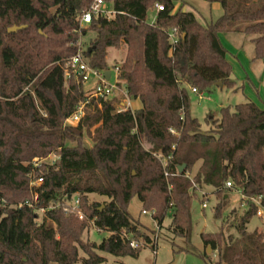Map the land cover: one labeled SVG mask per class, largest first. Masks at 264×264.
Masks as SVG:
<instances>
[{
  "label": "trees",
  "instance_id": "obj_1",
  "mask_svg": "<svg viewBox=\"0 0 264 264\" xmlns=\"http://www.w3.org/2000/svg\"><path fill=\"white\" fill-rule=\"evenodd\" d=\"M202 1L224 12L208 26L176 11L174 0H107L114 18L94 17L81 29L79 17L94 0H0V264H103L100 252L138 258L147 246L157 253L158 236L131 218L134 198L143 212H154L159 231L171 215L173 240L191 246L193 196L208 188L220 200L216 218L233 191L247 211L235 225L239 237L202 234L205 250L195 255L207 264H264V233L247 230L259 211L254 200L264 208V109L254 103L223 108L203 132L190 99L192 89L204 94L218 83L237 90L222 34L250 37L253 60L264 62V0L252 7L251 0ZM13 27L24 28L9 33ZM88 30L96 38L84 55L97 71H111L110 49L127 48L119 79L141 108L117 113L118 97L91 100L78 126H70L92 88L76 75L66 80L65 65ZM51 155L55 163H40ZM91 227L111 237L100 245L85 242ZM187 246L173 250L191 254Z\"/></svg>",
  "mask_w": 264,
  "mask_h": 264
},
{
  "label": "rangeland",
  "instance_id": "obj_2",
  "mask_svg": "<svg viewBox=\"0 0 264 264\" xmlns=\"http://www.w3.org/2000/svg\"><path fill=\"white\" fill-rule=\"evenodd\" d=\"M176 11L180 8H185L184 12L193 13L198 21L203 26L217 21L223 15V9L220 4H210L202 0H174ZM263 0H251L250 6H258ZM184 10V9H183ZM149 23L153 22L154 12H149ZM87 35L82 37L79 43V49L82 51L87 50L91 42L95 40L96 34L87 31ZM221 41L224 47L228 51L227 60L233 67L232 80L236 83V89L233 90L228 87L214 86L209 92L204 94L191 93V114L194 118L198 119L202 126V131L207 132L211 126L207 120L214 118L219 120L221 118V110L223 108L235 109L236 106L254 103L260 108L264 109V62L254 61V48L251 43V38L246 37L243 33H228L222 34ZM127 55V48L121 47V49H110L108 51L107 61L113 72L111 83H115V67H121L125 61ZM93 85H85L86 89H91ZM191 89V88H190ZM192 91V90H191ZM120 99V98H119ZM121 101V99H120ZM137 102V103H136ZM119 107V102H117ZM131 111H136L137 107H141V103L138 100H131ZM90 108H87V113ZM97 127L91 129V133L95 131ZM85 145L92 147L93 141L90 137L86 136ZM147 149V147H146ZM56 155L43 159L40 163L53 164L57 161ZM201 164L195 168L194 172L198 170ZM40 184L38 181H33L30 185L31 188H37ZM205 195L197 193L193 196L192 203V239L191 246H187L183 239L173 240V236L169 233V225L171 222V215H168L164 221L163 228L159 231L157 222L153 219L151 213L143 214V206L138 198H134L129 205V213L133 221L139 223L143 229H148L154 232V237L157 238V253H154L150 246L143 248L138 258H116L114 256L99 253V255L106 259L103 264H170L175 260V250L181 247H188L191 254H182L180 264H207L202 258L195 255V252H203V242L201 239L202 234H216L222 230L226 235H232L239 237L238 231L235 229L236 223L247 211V206L242 203V195L238 191H233L227 194L225 200V209L221 218H216L215 208L220 202L219 198L214 194V190L211 188L205 189ZM207 196V197H203ZM205 198V199H203ZM35 201V198H34ZM91 202H97L104 204L107 199L99 196H90ZM205 201V202H202ZM31 203V202H29ZM202 203L207 204V208H202ZM40 220L43 218V212L40 213ZM249 233L255 231L264 233V213L263 217L254 216L249 225L247 226ZM111 237V233L107 231L99 232L95 228L91 227L83 235L85 242H91L100 245L104 240ZM175 242V246L173 245ZM174 246V247H173ZM208 250V249H207ZM208 252V251H207ZM211 255L212 262H217V253H208ZM81 258H84V254H80ZM177 260V259H176ZM78 264H81L78 263Z\"/></svg>",
  "mask_w": 264,
  "mask_h": 264
},
{
  "label": "built area",
  "instance_id": "obj_3",
  "mask_svg": "<svg viewBox=\"0 0 264 264\" xmlns=\"http://www.w3.org/2000/svg\"><path fill=\"white\" fill-rule=\"evenodd\" d=\"M157 12L164 11V6L157 4L155 6ZM116 13L113 11L111 5L107 2V0H94L91 7L84 12L80 17V28L81 29H88V27L92 24L94 17H105L108 20H111L114 18ZM175 30L169 34L170 41L172 44H175L177 42V39L175 37ZM65 71H66V80L71 79L72 75H76L78 80L83 83V85H93L91 91L87 94V101L81 102L76 112L67 120V124L70 126H78V124L81 122L83 117L86 114V110L88 108V105L91 100H111L113 98H120L121 103L119 107L117 108V113H122L124 111L131 109V103H130V97L128 95V91L125 87V83L119 79L120 75V68L115 67V83H111L113 72L111 71V77L109 80L105 77V72H100L95 69H93L88 59L84 55V51H82V48L80 47L78 53L67 60L65 65ZM192 92L195 94H198L196 89H192ZM172 134H176L174 130H171ZM164 167L167 166V160L163 161ZM168 173L165 172V177L168 178ZM41 185L43 180L38 181ZM226 187L231 188L232 184L227 183ZM38 199V195L35 196V200ZM254 202L258 205L259 211L258 216L263 217L264 208L260 205V202L258 200H254ZM79 201H76L75 206L78 207ZM202 208H207V204H203ZM44 212V210L42 211ZM151 213L153 216L154 212H147L144 211L143 214ZM80 215V219H83V215ZM132 248H138V244L133 242L131 244Z\"/></svg>",
  "mask_w": 264,
  "mask_h": 264
},
{
  "label": "water",
  "instance_id": "obj_4",
  "mask_svg": "<svg viewBox=\"0 0 264 264\" xmlns=\"http://www.w3.org/2000/svg\"><path fill=\"white\" fill-rule=\"evenodd\" d=\"M23 28H24V27H13V28L9 29L8 32H9V33H14V32H17V31L20 30V29H23ZM111 74H112L111 71H106V72H105V77H106L107 80L110 79ZM217 86H219V87H223V84H222V83H218ZM185 169H186V166L183 165L182 167L179 168V173L182 174V173L184 172ZM210 252H212V250H211V248L209 247V248H208V253H210Z\"/></svg>",
  "mask_w": 264,
  "mask_h": 264
},
{
  "label": "crops",
  "instance_id": "obj_5",
  "mask_svg": "<svg viewBox=\"0 0 264 264\" xmlns=\"http://www.w3.org/2000/svg\"><path fill=\"white\" fill-rule=\"evenodd\" d=\"M183 9H184L183 11H186L185 8H183ZM135 107L137 108L136 110H139L141 108V107H137L136 104H135ZM182 254H184V253H178V254L175 253V256H174L175 257V260L172 263H170V264H180V262H181V259L180 258L182 256Z\"/></svg>",
  "mask_w": 264,
  "mask_h": 264
}]
</instances>
